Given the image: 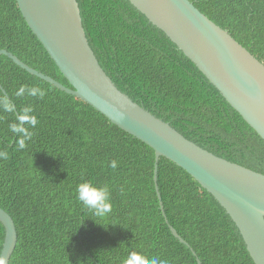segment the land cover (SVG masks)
<instances>
[{
	"label": "trees",
	"instance_id": "1",
	"mask_svg": "<svg viewBox=\"0 0 264 264\" xmlns=\"http://www.w3.org/2000/svg\"><path fill=\"white\" fill-rule=\"evenodd\" d=\"M264 64V0H189ZM84 28L116 86L205 150L264 175V140L205 75L127 0H78ZM73 89L24 19L17 0H0V51ZM0 206L14 219L10 264H123L129 254L167 264H255L226 211L184 169L166 158L155 182V151L85 101L0 57ZM23 85L43 99L17 96ZM31 106L32 111L24 109ZM38 123L23 136L9 125ZM116 162V168L110 167ZM108 185L112 213L90 218L77 185ZM173 226L190 248L176 238ZM5 229L0 222V255ZM192 249L196 252L193 254Z\"/></svg>",
	"mask_w": 264,
	"mask_h": 264
},
{
	"label": "water",
	"instance_id": "2",
	"mask_svg": "<svg viewBox=\"0 0 264 264\" xmlns=\"http://www.w3.org/2000/svg\"><path fill=\"white\" fill-rule=\"evenodd\" d=\"M162 31L205 75L226 101L264 140V64L189 0H127ZM27 24L73 89L40 73L7 50L20 68L75 96L156 153L188 172L226 211L255 264H264V175L205 150L171 124L123 93L101 66L87 37L78 0H17ZM2 89L4 95L7 92ZM5 239L0 264H10L18 243L14 219L0 206ZM178 240L190 245L170 225ZM193 254L196 252L192 249ZM198 263L202 262L197 257Z\"/></svg>",
	"mask_w": 264,
	"mask_h": 264
},
{
	"label": "clouds",
	"instance_id": "3",
	"mask_svg": "<svg viewBox=\"0 0 264 264\" xmlns=\"http://www.w3.org/2000/svg\"><path fill=\"white\" fill-rule=\"evenodd\" d=\"M32 96L43 99L47 95V90L41 89L38 86L28 87L23 85L16 92L17 96ZM0 106L3 107L4 111H13V106L7 101H3ZM31 106L24 109L25 113L31 112ZM26 117H20L17 123L9 125L10 130L17 135L23 136V139L19 140L18 147L23 149L25 147V140L30 139L32 133L28 131L24 125L27 123L31 128H35L38 120L35 116H32L30 120L24 119ZM0 156L6 158V153H0ZM111 168H116V162L112 161ZM76 195L78 201L82 204L86 212L90 213L93 220L97 224L103 225L102 221L104 218L108 217L112 213V192L108 185H97L91 181H84L77 185ZM105 227V226H104ZM123 264H167V261L160 260L158 257H153L149 259L147 256L129 254L125 259Z\"/></svg>",
	"mask_w": 264,
	"mask_h": 264
}]
</instances>
